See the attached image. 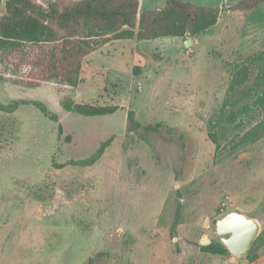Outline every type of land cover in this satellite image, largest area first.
<instances>
[{"label": "rangeland", "instance_id": "1", "mask_svg": "<svg viewBox=\"0 0 264 264\" xmlns=\"http://www.w3.org/2000/svg\"><path fill=\"white\" fill-rule=\"evenodd\" d=\"M184 1L217 7L218 24L196 38L111 41L85 59L75 89H30L27 69L0 64V102L20 104L0 112V264H264V112L221 125L218 149L209 138L221 111L264 89V64L245 62L264 53V5ZM62 96L119 109L85 117ZM231 212L261 222L258 240L242 258L204 252L203 240L223 244L211 222Z\"/></svg>", "mask_w": 264, "mask_h": 264}, {"label": "trees", "instance_id": "2", "mask_svg": "<svg viewBox=\"0 0 264 264\" xmlns=\"http://www.w3.org/2000/svg\"><path fill=\"white\" fill-rule=\"evenodd\" d=\"M264 5V0H240L233 8L251 11ZM220 11L211 5H198L184 0H166L160 10L140 11V0H0V64L6 69L28 70L27 87L43 84L77 88L82 83L85 59L111 41L139 42L161 38H196L215 27ZM137 30L135 34L134 31ZM246 64H264V53L249 56ZM139 67L134 69L138 75ZM66 112L85 117L111 115L117 106H85L62 96ZM33 104L52 121L56 115L40 102ZM20 104H3L0 112L14 113ZM264 112V89L257 91L251 103L236 111H221L211 122L210 140L220 147L218 129L240 127V119L252 111ZM130 130L141 127L134 111L128 113ZM161 124L146 128L160 131ZM101 144L98 156L110 146ZM201 249L212 255H229L221 243L212 242ZM251 260L257 255L250 254Z\"/></svg>", "mask_w": 264, "mask_h": 264}, {"label": "water", "instance_id": "3", "mask_svg": "<svg viewBox=\"0 0 264 264\" xmlns=\"http://www.w3.org/2000/svg\"><path fill=\"white\" fill-rule=\"evenodd\" d=\"M191 42L188 40L186 47H189ZM211 225L216 228L223 245L235 258H242L248 254L262 232V224L258 219L240 212H231L213 220ZM209 244L210 240L201 241V245Z\"/></svg>", "mask_w": 264, "mask_h": 264}, {"label": "crops", "instance_id": "4", "mask_svg": "<svg viewBox=\"0 0 264 264\" xmlns=\"http://www.w3.org/2000/svg\"><path fill=\"white\" fill-rule=\"evenodd\" d=\"M140 6H141V0H140Z\"/></svg>", "mask_w": 264, "mask_h": 264}]
</instances>
